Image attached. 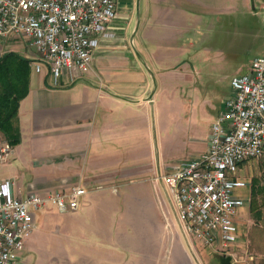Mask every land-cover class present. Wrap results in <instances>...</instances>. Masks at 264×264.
<instances>
[{
    "label": "crops",
    "instance_id": "1",
    "mask_svg": "<svg viewBox=\"0 0 264 264\" xmlns=\"http://www.w3.org/2000/svg\"><path fill=\"white\" fill-rule=\"evenodd\" d=\"M206 2L117 0L112 35L100 38L89 70L73 79L66 72L59 85L45 64L35 69V48L17 37L1 38L11 45L6 50L30 59L31 71L17 110L20 140L0 160V179L13 182L15 196L73 184L89 190L78 210L58 217L51 205L35 211L19 264H175L177 258L191 264L193 236L183 233L158 176L206 151L211 123L222 110L204 112L188 137L174 138L180 128L171 126L175 97L168 89L183 75L173 74L183 55L192 58L191 66L202 58L194 43ZM213 4L227 14L239 5L254 13L260 8L264 20V0ZM6 142L0 131V145ZM250 160L235 172L245 181L233 192L243 200L236 241L226 249L206 247L215 254L202 251V264H264V254L249 252L251 206L258 198ZM67 245L72 256L64 252Z\"/></svg>",
    "mask_w": 264,
    "mask_h": 264
},
{
    "label": "built area",
    "instance_id": "2",
    "mask_svg": "<svg viewBox=\"0 0 264 264\" xmlns=\"http://www.w3.org/2000/svg\"><path fill=\"white\" fill-rule=\"evenodd\" d=\"M116 13L117 0H0V39L17 37L35 48V69L45 64L52 84L59 85L66 72L73 79L89 70L100 38L112 35L109 25ZM230 83L211 123L206 151L179 160L158 176L183 233L217 249L237 238L243 200L233 192L245 185L235 176L238 166L264 156V50ZM10 146L0 145V160ZM12 184L0 179V264H19L25 239L35 227V211L50 205L60 212L78 210L89 191L73 184L15 196Z\"/></svg>",
    "mask_w": 264,
    "mask_h": 264
},
{
    "label": "rangeland",
    "instance_id": "3",
    "mask_svg": "<svg viewBox=\"0 0 264 264\" xmlns=\"http://www.w3.org/2000/svg\"><path fill=\"white\" fill-rule=\"evenodd\" d=\"M206 3L208 6L204 8L201 38L194 43L196 47L200 46L202 58L195 59L191 66L187 61L192 58L183 55L182 61L174 65L173 72L174 75H183L173 79L168 89L175 97L171 126L180 128V133L175 134L174 138H179L183 132L188 137L191 126L203 122L204 112L213 115L221 110L223 99L231 91V78L244 72L250 60L264 50V20L260 8L254 13L239 5L237 10L227 14L219 6H214L213 0H207ZM10 46L7 41L0 39V52ZM251 162L258 198L251 206L253 223L249 228V252L255 256L257 253L264 254V157ZM55 210L53 216H60V211ZM188 238L194 244L190 249L191 264H202L199 254L208 246L193 237ZM66 249L72 256L73 251L68 245L64 247V252ZM206 252L214 253L209 249ZM210 258L212 260V255ZM177 260L175 264H181L180 258Z\"/></svg>",
    "mask_w": 264,
    "mask_h": 264
},
{
    "label": "trees",
    "instance_id": "4",
    "mask_svg": "<svg viewBox=\"0 0 264 264\" xmlns=\"http://www.w3.org/2000/svg\"><path fill=\"white\" fill-rule=\"evenodd\" d=\"M30 71V59L19 52L0 54V131L11 146L20 140L17 110L28 91Z\"/></svg>",
    "mask_w": 264,
    "mask_h": 264
},
{
    "label": "water",
    "instance_id": "5",
    "mask_svg": "<svg viewBox=\"0 0 264 264\" xmlns=\"http://www.w3.org/2000/svg\"><path fill=\"white\" fill-rule=\"evenodd\" d=\"M153 82H154V86H155L156 85L155 78L153 79Z\"/></svg>",
    "mask_w": 264,
    "mask_h": 264
}]
</instances>
